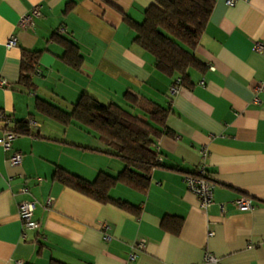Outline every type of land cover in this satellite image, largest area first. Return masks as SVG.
<instances>
[{"label": "crops", "instance_id": "crops-1", "mask_svg": "<svg viewBox=\"0 0 264 264\" xmlns=\"http://www.w3.org/2000/svg\"><path fill=\"white\" fill-rule=\"evenodd\" d=\"M155 1L0 0V80L8 84L0 86V114L13 129L25 122L30 130L12 144L23 156L19 166L8 163L0 145V264H210L206 255L217 264H264V0L233 7L214 0L194 51L204 71L190 70L189 85L175 95L174 79L155 68L130 25L141 24ZM35 6L33 28L21 29V17ZM11 37L17 44L8 49ZM64 41L78 49V68L65 61ZM257 43L263 52L254 50ZM24 51L39 54L32 89L19 82ZM81 95L140 118L153 104L168 112L153 144L162 164L151 171L148 190L117 185L109 192L129 209L96 202L54 178L62 169L93 182L124 169L95 135L37 109L42 101L71 114ZM200 165L215 186L205 211L184 182ZM240 197L251 200L252 210L233 206ZM25 200L35 203L37 230L23 231L18 205ZM141 240L144 250L129 263Z\"/></svg>", "mask_w": 264, "mask_h": 264}, {"label": "trees", "instance_id": "trees-1", "mask_svg": "<svg viewBox=\"0 0 264 264\" xmlns=\"http://www.w3.org/2000/svg\"><path fill=\"white\" fill-rule=\"evenodd\" d=\"M213 7L214 0H156L146 9L141 24L130 23L137 34L135 43L154 58L155 68L161 74L174 79L173 85L180 80L178 87H187L190 70L204 71L194 51ZM62 45L66 50L65 61L78 68L82 60L78 49L67 41ZM38 55L36 52L23 53L19 82L28 89L33 87L30 76L36 73ZM126 99L131 106L136 105L135 98L130 95H126ZM37 109L51 120L63 125L74 122L95 135L110 149L109 154L124 164L118 176L99 173L93 182L57 169L54 178L58 182L96 202L112 203L123 209L131 207L110 198L109 192L113 188L124 185L139 193L148 190L151 171L162 164L153 144L155 138L164 133L167 110L153 104L145 118H140L116 104L103 105L87 95L79 97L71 114H64L42 101L37 102ZM13 130L17 135H30L25 122L17 123ZM181 223L177 220L172 233L179 232ZM167 227L168 220L165 219L163 228ZM51 264L63 263L52 261Z\"/></svg>", "mask_w": 264, "mask_h": 264}, {"label": "built area", "instance_id": "built-area-1", "mask_svg": "<svg viewBox=\"0 0 264 264\" xmlns=\"http://www.w3.org/2000/svg\"><path fill=\"white\" fill-rule=\"evenodd\" d=\"M238 1L240 0H227L226 5L229 7H233ZM40 16V8L39 6H35L30 13L24 15L21 17L19 22V27L23 30L26 29H32L33 28V20L36 17ZM17 40L15 37H11L7 43V48H11L16 46ZM254 50L256 52H263V45L257 43L254 46ZM177 85H172L170 87V93L172 95H175L179 88L178 85L180 83V80L176 81ZM0 86H8L6 81L0 80ZM0 122L3 126V136L0 138V145L4 151V153L8 154L7 161L12 167H17L21 164L23 156L18 153L14 152L12 150V144L14 140L17 138V134L13 130V121L12 119L7 116L5 113L0 114ZM30 124H33L31 122ZM202 158L205 159L206 157V151L203 150ZM184 182L186 184L187 189L195 195V197L198 200L199 207L202 210H207L208 207L213 205V198H214V184L211 182V180L208 177V174L206 172L205 166L200 165L196 168L194 173L192 175H186L184 177ZM27 190L24 189L23 192H26ZM233 206L241 211L246 212L252 210V204L251 200L247 197H240L239 199H236L233 201ZM221 212L225 211V205L221 204L219 206ZM35 209V203L32 201H22L18 205V216L20 219V222L22 223L23 231H32L37 230L39 228L38 223L33 219V212ZM102 232L105 233V231L108 229L107 224L101 223L99 225ZM104 240L108 241L109 237L105 236L104 234ZM145 248V241L141 240L138 243L134 244L131 247V252L128 257V262L132 263L137 260L138 255L141 251H143ZM204 261L206 263L210 264H217L218 261L216 258H214L212 255H206Z\"/></svg>", "mask_w": 264, "mask_h": 264}]
</instances>
